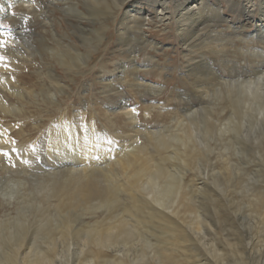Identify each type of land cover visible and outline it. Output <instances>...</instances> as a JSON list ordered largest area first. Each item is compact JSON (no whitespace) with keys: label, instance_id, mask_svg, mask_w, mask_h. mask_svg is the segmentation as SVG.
Wrapping results in <instances>:
<instances>
[{"label":"bare ground","instance_id":"6f19581e","mask_svg":"<svg viewBox=\"0 0 264 264\" xmlns=\"http://www.w3.org/2000/svg\"><path fill=\"white\" fill-rule=\"evenodd\" d=\"M242 1L41 0L39 10V0H0V20L14 26L9 34L0 29V68L30 59L27 81L48 91L33 116L23 118L29 126L0 127V264H264V53L239 37L249 27L264 44V0ZM224 7L244 16L238 27ZM152 23L173 33L185 55H205L182 87L207 80L212 103L223 102L230 117L221 122L204 108L184 110L153 130L151 123L167 114H150L152 102L141 131L127 101H110L114 82L147 89L144 72L157 69L149 56L158 61L163 47L144 34ZM109 53L126 60L100 71L114 76L100 91L109 106L88 119L86 103H73L66 123L61 96H71L76 79L93 69L89 60ZM139 58L150 67L137 65ZM7 82L0 76V86ZM146 85L151 95L160 91ZM20 110L0 94V113L20 117ZM124 117L130 134L117 125ZM111 142L118 151L109 153ZM177 158L185 172L200 163L213 174L204 169L200 186L180 181L166 167Z\"/></svg>","mask_w":264,"mask_h":264},{"label":"rangeland","instance_id":"374dc122","mask_svg":"<svg viewBox=\"0 0 264 264\" xmlns=\"http://www.w3.org/2000/svg\"><path fill=\"white\" fill-rule=\"evenodd\" d=\"M36 2L37 0H35V3ZM245 4H246L245 0L241 2V5H245ZM142 6L144 7L142 8L143 11H147V12L149 11L148 3H143ZM38 7L39 10H41L40 9L41 0H39ZM224 8L226 10L225 16L228 17V22L233 23L235 26L238 27L239 24L238 20L241 17L243 18L244 16L237 15L238 12L234 14L228 13L227 12L228 9L226 7ZM252 8L259 9V7H255L254 5L252 6ZM257 15L258 14L252 15L253 16L252 18L257 20L258 17ZM229 16H233L234 19L230 20ZM143 22L146 23L147 20H144ZM9 25L11 24L3 20H0V29L2 30V32H5L7 34L11 33V31L9 30H12L14 26H9ZM145 25L149 26V28L144 29V34L149 39L163 44L162 48L160 47L158 48L157 55L161 56L159 57L158 61H157L158 57L156 55L149 56L150 63H156L157 69L154 71L144 72L145 85L143 87L147 89L141 90L139 91V93L133 90L132 88H129L128 86L125 87L126 85H119L118 83L114 82L113 83L114 89H118V91L114 92L115 97L111 98L110 101L112 102L113 100L117 101L121 99L127 101L129 107L132 108L134 112L137 114L138 121L136 122L135 125L140 127L141 131L145 130L146 125H144L143 123V118L144 115L147 114V112L145 111L151 107L150 105L152 104V102H153L152 104L153 106L155 104L157 105L155 106V110L150 111V114H154L156 111L167 114L166 115L167 118L163 119L162 121L159 120L153 122V124L151 123L150 128L153 130L161 128V126L164 124H171L175 113L181 114L184 110L196 111L199 108H204L207 112L208 118L212 120V117H214L216 121L219 120L221 122H223V118L230 117V109L225 108L224 111L222 109L224 107L223 102H218L220 103V107H216L218 103H216V105L212 103V99H215L214 97L215 93H212L213 86L208 84L207 80L205 79H202L201 81L196 80L197 82L194 83L195 85L194 87H186V88L182 87L184 81L187 79L186 74H188L189 70L195 64H197L200 60L204 59L205 55L202 52L197 54L185 55L184 53L185 51L181 49L178 39L175 37L172 38L171 35L173 33L170 32H166L165 34L160 33L159 32L160 29L155 23H152L150 25L147 24ZM96 27H98V25ZM236 30H237L236 32H238L239 29L237 28ZM243 31H244L243 33L239 32L240 34L239 37L242 36L244 39L246 38L247 40L249 39L250 43L248 46L254 48L257 51V53L260 52L259 54H263L264 44L260 41H257L256 37L252 38L250 36L252 35V28L248 27ZM226 32L230 33L231 30L226 29ZM244 33L247 34L245 35ZM257 47L259 48L257 49ZM208 50H209L208 48L204 49V51H208ZM162 51L164 53H162ZM151 57H154V59H151ZM108 59H110V61ZM122 59L123 57L120 55H116L115 53L113 54L109 53L108 55L104 56V59H97L95 56L93 59L88 61V64L92 65L93 69L87 74V76L77 78L76 83L73 86L74 93L81 92L79 94L80 98L77 97V95L74 93H71V96L69 97L61 96L63 97L61 105L65 109L64 112L67 111L64 117L66 123L69 122L68 118L71 115V108L73 107L72 106L73 103H76L75 106H79V105L81 106L84 102L87 104V106L86 104L82 105L81 108L85 107L84 112L87 113L85 115L88 117V119L90 118V115H93L92 113L94 110L95 112H97L98 110L101 111V109L105 108V106L107 107L109 106V102L107 101L108 99L106 98L102 100L99 99L100 96H102L100 91L102 90L103 85L108 83L107 80H111L114 76L112 73L101 74L100 71L111 69L113 65L118 66ZM1 60L2 59H0V67H1ZM5 61L7 62L9 60L5 59ZM139 61L140 62H136V64L142 67L143 69H147L150 67V63L148 62L143 63L141 58H139ZM29 62L30 59H25V58L18 59L15 62L13 61L14 65L12 68L10 69L0 68V76H5L8 78V82L5 84V86H0V94L8 97L9 102H16V105L21 109L20 111L15 112V114L20 115V117H14L11 114L3 115L2 113H0V127L11 128L12 124L14 125L13 127L18 126L19 124H26L29 126L30 123L29 122L24 123L23 118L32 117L36 105L41 104V101L45 98L44 95L48 94V91H41L39 89L31 87L29 82L27 81L26 76L32 74L31 69L28 66ZM122 62H126V60H122ZM32 65L36 67V64L32 63ZM242 65L244 68H247L249 66L248 61L247 62L246 60H244V62L242 61ZM204 66L208 67L207 65ZM212 66H213V70L217 71V73L221 75V73H219V68L215 64H212ZM261 66L262 65L258 63L254 65V67H261ZM163 67H167V68L163 69ZM208 69L210 70L209 67ZM246 70L245 71L247 73L251 74L249 76H251L252 78V74H253L252 70L250 68ZM242 71L243 70H241L240 72L242 73ZM115 72H118V70H116ZM236 78L237 77H235L234 79ZM65 80L67 79L65 78ZM203 83H205L206 85L203 86L202 85ZM146 84H154V86H157L156 90L160 88V91H154L153 92L154 95H151L149 94L151 93L150 91H152L149 89L151 87ZM84 86H87L88 89H86V87ZM84 91H87V93ZM195 92H200V93L196 95ZM38 93H40V95H38ZM42 93H44V95H42ZM140 94H143V96H141ZM17 96H20L21 99L24 101L22 106L20 105ZM38 97H40V99H38ZM220 109H222V113L218 115V111H220ZM68 111L70 115H68ZM165 111H168V113H166ZM51 115H57V111L51 112ZM216 115H218V117H216ZM34 117H36V115H34ZM199 119H202V117L200 116ZM47 123L48 120H45L44 125H46ZM127 123H129V119L126 117L118 119L117 121V125L121 127L125 131V133L130 134L129 128H125L123 126L124 124ZM41 129H43L42 126ZM173 131H175V129ZM138 133L140 132L138 131ZM214 143H216L214 139H211V144L214 145ZM106 145H108L107 147L109 149V153L119 150L118 146L116 147V144L114 142H111L110 144L105 143V147ZM220 147H224V146H220ZM130 148H132V146ZM214 149H216V147H214ZM169 151L172 152L173 148H169ZM218 151H220V149H218ZM213 156L214 153H212V151L207 154V159L211 163ZM112 159L115 160L117 159V157L114 156L112 157ZM180 164H181V160L177 158L168 162L166 164V167L170 174L179 178L180 181H184L190 185L196 184L197 186H200V182H201L200 177L202 176V171H204V169H206L207 176L213 174L212 166L209 164L196 163L194 166H191V168L187 172H185L182 169V167H177ZM158 184L163 185V182H158ZM2 187L5 188V190L10 188L9 185H4Z\"/></svg>","mask_w":264,"mask_h":264},{"label":"snow or ice","instance_id":"6c2138e0","mask_svg":"<svg viewBox=\"0 0 264 264\" xmlns=\"http://www.w3.org/2000/svg\"><path fill=\"white\" fill-rule=\"evenodd\" d=\"M3 9L2 8H0V11H2ZM0 59H2V58H0ZM5 155H8L7 153H4Z\"/></svg>","mask_w":264,"mask_h":264}]
</instances>
